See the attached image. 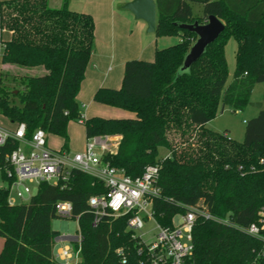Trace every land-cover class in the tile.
<instances>
[{"label": "trees", "instance_id": "obj_1", "mask_svg": "<svg viewBox=\"0 0 264 264\" xmlns=\"http://www.w3.org/2000/svg\"><path fill=\"white\" fill-rule=\"evenodd\" d=\"M192 3L202 4V16H194ZM156 4V35L179 36V42L157 48L154 60L126 61L122 86L96 91L95 101L123 108L132 116L85 118L77 96L94 51L93 16L71 9L69 0H61L59 7L49 0H0L1 28L11 33L8 39L0 37L2 63L45 69L40 75H23L21 89L7 88L2 71L0 112L13 123H26L29 136L37 128L60 135L63 149L68 147L71 121L83 123L87 137L121 135L117 151L104 158L133 177L147 165H160L162 198L155 200L154 210L164 225L184 212L181 204H201L217 216L248 226L264 205L260 164L264 109L247 121L242 142L207 124L227 106L244 109L255 84L264 82V0H156ZM209 15L219 17L225 31L190 69L179 74L198 38L179 23H205ZM231 37L237 40L238 50L236 70L228 82L225 47ZM14 98L21 107L12 104ZM171 132L179 134L187 147H174ZM16 147L13 141L0 147L2 166H8L5 155ZM160 148L170 154L161 158ZM252 164L257 166L255 172L241 173V165ZM106 191L103 182L79 170L63 183L42 182L28 202L17 205L8 203V189L0 187V236L4 238L0 264H65L55 254L61 233L52 224L59 201H70L72 218L78 217L81 240H73L75 248L81 247L77 264H152L140 237L127 226L128 215L106 214L93 223L89 199ZM193 243L192 264H264L260 240L214 221L197 220Z\"/></svg>", "mask_w": 264, "mask_h": 264}, {"label": "built area", "instance_id": "obj_2", "mask_svg": "<svg viewBox=\"0 0 264 264\" xmlns=\"http://www.w3.org/2000/svg\"><path fill=\"white\" fill-rule=\"evenodd\" d=\"M4 31L0 25V37ZM3 48L1 43L0 76L4 69L1 61ZM88 138L83 152L71 153L66 149L50 147L47 132L43 128H37L29 136L24 122L16 123L14 129L0 125V147L9 141L17 143V147L5 155L8 166L0 164V187L8 189V203L17 205L28 202L42 182L63 183L70 178L72 171L79 170L100 180L107 188L105 193L93 195L89 199L93 223L98 224L106 214L115 217L128 215L127 226L140 237L144 253L152 264H192L193 231L198 219L236 228L260 240L264 252V205L257 210L256 220L248 226L237 224L229 216H217L201 204H181L184 212L176 214L172 224L164 225L156 218L154 210L155 200L162 198V189L158 185L160 165H147L141 175L130 176L104 158L106 154L117 151L121 138L115 140L108 135ZM260 164L264 167V154ZM239 169L241 173H250L255 172L257 166L252 164L245 168L241 165ZM56 213L61 217L72 218V203L57 202ZM150 222L155 225L153 229L156 232L152 230L151 239H147L150 231H145V228L146 223ZM67 238L80 242L81 234L57 237L56 257L65 264H77L81 247L75 248Z\"/></svg>", "mask_w": 264, "mask_h": 264}, {"label": "rangeland", "instance_id": "obj_3", "mask_svg": "<svg viewBox=\"0 0 264 264\" xmlns=\"http://www.w3.org/2000/svg\"><path fill=\"white\" fill-rule=\"evenodd\" d=\"M83 0H73L72 8H80L78 6V2H81ZM52 4H57V0H50ZM118 2H121L120 0ZM121 4V3H118ZM126 4V3H125ZM125 4L122 6L124 7ZM58 6V5H56ZM193 6V12L194 16H202L203 10H202V4L199 3H192ZM133 15L132 23L129 25V29H133V24L135 21H143L140 19H136V17ZM146 23V22H145ZM147 25V23H146ZM148 25L146 26L145 32L143 33V36L145 38L150 39V41L153 39V44L151 45V48L148 49L145 52V56H150V59L143 58L144 60H154L155 58V52L157 48H164L170 45H173L177 42H179L180 37L179 36H157L155 32H148L147 31ZM130 33V31H129ZM5 37H8V34L5 35ZM124 43V41H122ZM121 42L122 46L123 43ZM126 43V42H125ZM126 45H128L126 43ZM143 46H146L144 43ZM102 49V48H101ZM99 48V44L96 41L94 44V51L96 53H99L101 50ZM237 50H238V42L234 37H231L228 39L225 52H226V59L228 63V70H229V77L228 82H230L233 78L234 72L236 70V60H237ZM133 55V52H132ZM131 55V56H132ZM134 56V55H133ZM130 57V58H139V57ZM149 58V57H148ZM142 59V58H141ZM94 63L92 60L89 62V67L93 68ZM4 72V83H6V87L9 89H18L22 88L21 85V77L25 74H32V75H40L45 72V69L43 67L40 68H22L20 69L16 66H13L11 63H5V68L2 70ZM123 76H124V70L123 74L120 75V85L117 88H120L123 83ZM81 105V111L84 114H88V117H92L95 115L103 116L106 118H121V117H129L133 114L123 108L119 107H113L109 106L100 102H97L93 99V106L87 107L85 104L83 106V102L81 99L77 98ZM252 103H262L263 109H264V82L256 83L251 95V100L249 102V105H247L244 109L234 111L231 107L227 106L224 108L222 112L218 114L217 117L212 119L208 124V128L219 132H227L228 136L231 137L234 140H237L238 142H242L245 138L246 130H247V121L251 120L255 116H257L260 112V108H257L252 105ZM12 104L21 107V102L18 98H14L12 101ZM86 117V118H88ZM0 125L14 129L16 127V123H13L8 117H6L2 112H0ZM68 135H69V142L68 147L66 150L70 151L71 153H77V152H83L86 148L87 142L89 138L86 135V128L85 125L79 121H71L68 124ZM48 136V145L55 149H61L64 148V138L60 135H56L53 133H47ZM109 138L112 139H120L121 135L117 134H111L108 135ZM120 136V138L118 137ZM169 138L171 140L172 145L175 147H187L186 143H182V138L179 134L176 132H171L169 134ZM116 140V139H115ZM193 142L196 141V139L192 140ZM170 154V151L167 148H160L159 155L161 158H164ZM178 221V219H177ZM53 228L61 233V235H68V236H75L77 234L78 228H79V222L77 218H67V217H61L58 216L53 220ZM155 225L150 222L146 223L145 231H150L147 239H151L152 230L153 232H156L153 228ZM140 233V232H138ZM68 244V242H66ZM70 244H73V241H69ZM4 246V238L0 236V251L2 250ZM58 246L55 248V254H57Z\"/></svg>", "mask_w": 264, "mask_h": 264}, {"label": "crops", "instance_id": "obj_4", "mask_svg": "<svg viewBox=\"0 0 264 264\" xmlns=\"http://www.w3.org/2000/svg\"><path fill=\"white\" fill-rule=\"evenodd\" d=\"M57 1V4H52L49 0L50 5L54 7L61 5V0ZM118 1L83 0L78 2V5H80L78 7L80 8H72L73 0H69V7L71 9L89 12L93 16L95 21V42L97 41L99 48H102L99 53L93 51L90 61L92 60L94 67L90 68L88 65L85 78L77 96L83 102V106L85 104L87 107L93 106L94 95L100 87H119L120 75L123 74L126 61L141 58L150 59V56H145V52L151 48L153 39L150 41V39L143 36L147 26L146 23L135 21L133 29H129L133 13L122 5L131 0ZM6 34H8V37H5ZM3 35L8 39L11 33L5 31ZM121 42L124 46H122ZM144 43L146 46H143ZM131 55L139 58H130L132 57ZM13 66L20 69L17 65ZM83 115L85 118L88 117V114H84V112ZM118 137L120 138V136Z\"/></svg>", "mask_w": 264, "mask_h": 264}, {"label": "water", "instance_id": "obj_5", "mask_svg": "<svg viewBox=\"0 0 264 264\" xmlns=\"http://www.w3.org/2000/svg\"><path fill=\"white\" fill-rule=\"evenodd\" d=\"M125 8L131 11L136 19L144 20L147 23L148 32L152 33L156 31V0H131L125 4ZM179 26L198 36L190 51L185 56L184 63L179 71V74H181L190 69L206 52L210 44L220 37L225 31L226 24L216 15H209L205 23H200L199 20H195L193 23H179ZM252 105L260 109L263 107L262 103H252Z\"/></svg>", "mask_w": 264, "mask_h": 264}]
</instances>
